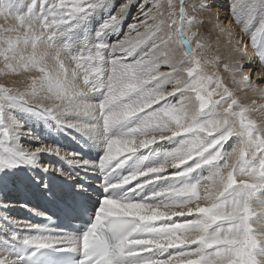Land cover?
Listing matches in <instances>:
<instances>
[{
    "label": "snow or ice",
    "instance_id": "1",
    "mask_svg": "<svg viewBox=\"0 0 264 264\" xmlns=\"http://www.w3.org/2000/svg\"><path fill=\"white\" fill-rule=\"evenodd\" d=\"M134 2L123 0L101 28L95 45L73 52L67 44L56 46L59 26L101 6L102 0H30L27 6L26 0H0V16L15 20L0 27L4 74L9 70L31 74L23 82V91L0 83V109L6 103L27 106L105 141L98 163L41 144L19 151L3 149L11 154H0V168L31 163L71 179L63 169L40 163L39 153L48 152L83 168L101 169L108 193L80 238L52 235L47 225L19 222L37 234L22 238L11 232L0 237L5 245L0 247V264H28L50 249L79 252L76 264H264V254L258 251L264 250V199H258L264 193V103L241 95L254 92L264 99V54L258 56V76L246 71L245 61L257 54H250L242 37L220 22L218 11L208 9L209 0H142L141 8L149 7L134 19L123 38L105 43L104 28L117 24ZM240 2L234 0L233 11ZM196 4L208 9L207 15L194 17L182 30V20ZM207 18L215 21L213 30L230 37L228 57L209 55L210 35L197 27L209 23ZM142 45V54L128 62L126 58ZM109 50L113 53L110 68L105 58ZM210 62L223 64L224 73L243 87L234 90L226 76L207 69ZM166 84L171 91L163 87ZM97 91L103 93L100 102L84 103L87 94ZM173 96L178 99L168 103ZM160 101H165L164 106L153 109ZM210 106L219 108V117L200 121L199 114ZM256 112L262 114L259 121L253 118ZM69 113L90 116L95 124L64 119ZM132 119L136 127L123 136L110 134L115 125ZM234 135L242 137L241 143L224 151ZM176 137H182L179 146L168 151L163 162L143 168L141 160L135 171L112 179L139 150ZM202 167L208 168V175L188 183L186 177ZM157 181H165V186L139 195ZM122 188L124 195H111ZM11 206L0 200V208ZM5 220L17 223L5 214L0 225ZM105 230L115 236V242H106ZM14 241L34 250L27 257L13 255Z\"/></svg>",
    "mask_w": 264,
    "mask_h": 264
},
{
    "label": "bare ground",
    "instance_id": "2",
    "mask_svg": "<svg viewBox=\"0 0 264 264\" xmlns=\"http://www.w3.org/2000/svg\"><path fill=\"white\" fill-rule=\"evenodd\" d=\"M214 1H217V3ZM214 1L209 0L208 9L218 11L220 13V16H221L220 22L225 23L227 20V23H229V25L231 26L233 33L241 36L242 40H243L242 42L245 43L246 45H248L249 53L251 54V53L255 52L257 54V55H254L252 57V59L246 60L244 66L246 68V71L251 72V74L253 76H255V75L258 76L259 71L261 70V65L258 62V56L261 54H264V28H262L260 31L256 32L258 30V25H253L254 23H250V21L244 20L243 13L244 14L247 13V9L245 8V5H240L238 7L239 13L237 12V14H238L237 17L232 18L231 14L227 11L228 3H226L225 1L222 2L221 0H214ZM196 6H197V4H196ZM208 9L201 8L198 5L197 11L201 10L198 13V17L207 15ZM256 12L257 13L259 12V14L261 15V14H263L264 9L258 7L257 9L254 10L253 14H255ZM125 15H126V13H124L123 18L125 17ZM205 18L206 17H202V19H205ZM207 19H209L210 24L213 25L215 23V21H212L210 18H207ZM234 20H235V22H234ZM241 20L244 22V24L246 25L247 28L246 27H242V28L240 27ZM250 25H253V26L249 27ZM187 27L188 26L186 24L185 25H184V23L181 24L182 30H186ZM247 30H250L251 32H254V33L245 34V32ZM112 31L115 32V30H112ZM216 32H217V30H216ZM262 32H263V34L261 35ZM218 33L220 34V36H219L218 42L215 44V47L221 48V49H226L225 51H229L230 37L228 36L227 33H221L220 31H218L217 34ZM116 34H117V32H115V36H116ZM245 35H247V36L249 35V38H247V40L245 38ZM261 37H262V39H261L262 44L260 46H257V43L260 41ZM235 38H236L235 36L231 37V39H235ZM135 53H137V54H135ZM135 53H134V55H136V57H139V55H141L138 53V49ZM211 55L216 56L217 59H219L221 57H228V54H211ZM130 58H132V57H128L126 59H130ZM0 63H3V61L0 60ZM210 63H213V62H210ZM220 65L221 64H217V67ZM168 70L169 69L166 68L163 71H168ZM222 71H223V69H222ZM4 73H5V69L0 68V83H2V84L6 82V79H5L6 76ZM223 75H225L224 72H223ZM16 78L17 77H14V75L12 74V77L10 80H14ZM237 79H239V78L237 77ZM23 82H24L23 80H19V83L21 85H23ZM232 86H234V85H232ZM163 87L165 89H167L168 91L172 90L171 85L166 84ZM242 87H243L242 85H236V87L234 89L238 90L239 88H242ZM97 92L101 93V91H97ZM97 92H94V94L97 95L98 97L97 98L94 97V98L99 100L100 97L97 94ZM241 95H245V97L248 101L255 100L257 104L264 103V99L259 98L258 93L249 92L247 94H244L243 92H241ZM89 97L92 98L91 94H89ZM172 99L176 100V99H178V97L173 96V97L167 98V100H172ZM33 102H35V101H33ZM84 103H86V102H84ZM7 104H10L12 106L15 105V104H11V103H7ZM16 107L18 108L17 110H18L19 114H22V116L21 115L20 116H17V115L12 116L10 112L5 114V130L7 132V136H5L4 130L2 129V126H0V144L3 145V148H0V154H3L5 156L11 154L7 151H3V149H11L13 151H19L22 148L23 149L34 148V147L39 146L41 144L58 146V147L66 150L68 152H71L69 150V149H72V148H70L71 146L75 147L77 145H80V146L84 145L87 140L92 141L96 147L98 145L100 147L101 146L105 147V141L103 139H98L94 135H88L85 132L80 131L77 128H73V127H70L66 124H62L58 119L48 118V116L46 117V115H44V114H40V113L36 114L37 116L33 118V117H31L33 114L32 115L29 114V112H28L29 108L27 106L16 105ZM219 115H220L219 108L217 106H210L208 109H206L203 112V114H201L198 117V119L203 122V121L210 119V118H218ZM261 116H262V114L260 112H256L253 114V118L257 119V121H259ZM64 119L79 121V122H82L84 124H95V120L92 119L90 116L81 115V114L69 113L64 117ZM115 129L119 130V127L115 128ZM39 130L41 131V133L39 135H37L36 131H39ZM129 130H130V128L128 130H122V131L125 134ZM165 135H170V133H165ZM238 137H240V136L234 135L231 139H229L224 144L223 150L225 151L227 146L229 147V144H231L232 141H234L235 138H238ZM140 139H144V137H140ZM241 139H242V137H241ZM181 140H182V137L165 139L164 141H160V142H157V143L149 146L148 148L145 149V151L139 150L138 154L140 153L141 155L139 154V156L143 157L144 160H146V158H147V163H149L150 161H153V160L157 161V159L159 157L157 151L160 149L161 144L165 143V148H167L165 150V152L162 151L165 155L168 151H172L176 147H178ZM157 145H159V147ZM151 148H153L152 151H154V153L152 155L150 154L148 156L147 153L149 152V149H151ZM59 159H61V162H65L67 164H71V165H75L77 167H80V165L74 164V163L70 162V160L64 159L61 156H58L55 154H50L48 152L39 153V161L41 164H45V165L51 164V165H55L57 168L63 169V165L61 163L58 164ZM153 166H155V165H153ZM38 167L39 166L36 164L18 162L16 165H14L12 167L0 168V193L2 195H5V196H7V195L10 196L9 198L8 197L3 198L0 195V200L9 202L12 205L9 208H0V218H3L6 214L10 219H14L13 214L12 213L10 214L9 211L12 210L13 207H15L16 210H23L25 208L24 205H26V206L28 205L27 200H29L28 198L30 196V192H32V190H34V186H32V188H31L28 185L27 177H28V174L30 173V175L34 176L35 179L37 180L40 176L38 173V170H37ZM39 168H41V167H39ZM84 169L90 173L91 172L90 169H92V168L89 167V168H84ZM203 170H207V174H206V176H207L208 175V168L202 167L200 169L195 170L191 174H189L186 177V181L188 183L198 182L202 176H205V172ZM168 171L174 172L176 170L169 168ZM54 172L56 173L57 171H54ZM14 178L17 179L16 183H15ZM161 182H162V187L165 186V182H163V181H161ZM11 197H12V199L10 200ZM258 199H264V193L258 194ZM10 221L11 220H5L4 224L0 225V237H5V236H8L9 233L15 232L14 230H9L7 234L2 232V228L6 227ZM177 221L182 222L181 220H177ZM14 226L21 228V226L18 224V222L14 223ZM3 246H5L4 242L2 239H0V247H3ZM258 251H260L261 254H264V250H258Z\"/></svg>",
    "mask_w": 264,
    "mask_h": 264
},
{
    "label": "rangeland",
    "instance_id": "3",
    "mask_svg": "<svg viewBox=\"0 0 264 264\" xmlns=\"http://www.w3.org/2000/svg\"><path fill=\"white\" fill-rule=\"evenodd\" d=\"M221 1L222 2L225 1L226 3H228L227 11L231 14L232 18L237 17V15H238L237 12L239 13L238 7L240 5H245V8L247 9V13L246 14L243 13L244 20L250 21V23H254L253 25H258V30L256 32H258L262 28H264V12L261 15L259 14V12L258 13L256 12L255 14H253L254 10L257 9L258 7L264 9V0H241L239 6L236 8L235 11H233L234 0H221ZM160 2L164 3L165 0H160ZM214 2L217 3V1H214ZM28 3H30V0H26L25 6H27ZM122 3H123V0H102L101 6L89 11L86 14L85 13L77 14V16L74 17L69 23L60 25L59 26L60 35L56 39V46L57 47H63L64 45L67 44L73 52H79L83 49L91 48L93 45H95L100 40L101 28L105 25V22L116 12V10L120 7V5ZM141 3H142V0H135V2L132 3L127 8L126 12H124V13H126L124 18H123L124 13L122 14L123 19L121 18V20H119L117 24H114L110 27L104 28L103 40L105 43L111 44V43H114L115 41L123 38V36L128 32L129 25H131L134 22V19L137 18L139 16V14L144 9L149 7V5H144V9H142ZM197 6H198V4H197ZM197 6L193 5L189 9L188 15L182 20V23H184V25L186 24L187 26H190V24L193 21V18L198 17V13L201 10L197 11ZM234 22H235V20H234ZM242 22L243 21L241 20L240 27L241 28L246 27L244 22L243 23ZM13 23H15L14 19H12V18L5 19L3 16H0V27L8 26V25L13 24ZM226 23H227V20H226ZM253 25H250L249 27H251ZM197 27H198V30L203 35H205V36L210 35V43L212 45V50L209 53V55H211V54H228V56H229V51H225L226 49H221V48L215 47V44L219 40L220 34L218 33L219 34L218 35L217 34L218 31L216 32V30H213L212 24L205 22L204 24L199 25ZM112 30H115V32H117L116 36H115V32ZM193 30H196V29L194 28ZM249 33H254V32H251L250 30H247L245 32V34H249ZM262 34H263V32L261 33V35ZM245 38L247 40V38H249V35L248 36L245 35ZM261 39H262V37L260 38V41L257 43V46H260L262 44ZM201 42H203V41H201ZM143 47L144 46L142 45L141 48L138 49L139 54H142ZM193 48H196V41L195 40L193 41ZM196 51L199 52L200 49H196ZM135 54H137V53H135ZM112 57H113V53L111 52V50H109L105 53L106 63L109 66V68H110V61H111ZM136 58H138V57H136V55H133L132 58L126 59V60L128 62H134V60ZM0 60H2V56H0ZM0 68H4L3 63H0ZM165 69L166 68H163L162 70H165ZM207 69L211 72L219 71L222 76H226V79L231 84V86L234 85V86H232L233 89L236 87V84H234L232 82L233 78H232V76H230V74L229 75L227 74L228 76L226 74L223 75V72H224V70L222 71L223 64H221L220 66L217 67V63H215V62L210 63V64L208 63ZM12 74L14 75V77H17V78L14 80H10L12 77ZM30 75H31L30 73H27V72L22 73L19 70L15 71V72H12L11 70H9L8 75L5 77L6 82L3 84H5L8 87H13V86L19 87L20 90L23 91L24 87H23V85H21L19 83V80L25 81V79L27 77H29ZM234 90H236V89H234ZM92 93H89V94H91L92 98L89 97V94H87L84 97V100L86 103H93L94 104V103L100 102L103 99V93L102 92L101 93L97 92V94L100 97L99 100L95 99L94 97L97 98L98 96L95 95L94 92H92ZM172 100H167V102L168 103H174L177 99L173 100V101ZM164 104H165V101H160L156 105H153L152 108L158 109L159 107H163ZM17 109L18 108L16 107V105L12 106V105L7 104V103L3 106L2 109H0V126H2L3 130H5V114L6 113L10 112L12 116L13 115L14 116H16V115L22 116V114H19ZM145 111L147 112L150 110H145ZM204 111H202L199 114V116L201 114H203ZM28 112L31 115L33 114L31 116L33 118L37 116L36 114L40 113V112L31 110V109H28ZM40 114H42V113H40ZM139 115H143V114H139ZM47 116L48 115H46V117ZM48 118H51V119L54 118L55 119V117H52V116H48ZM124 125L126 126V128L123 126L117 125V127H119V130H116V131H121L123 133L122 130H128L131 127H136L137 121L135 119H132V120L126 121V124H124ZM36 132H37V135H39L41 133L40 130L36 131ZM241 141H242L241 137L235 138V140L232 141L231 144H229V147L227 146L225 151H232ZM157 146L159 147V145H157ZM145 149H142V150L145 151ZM152 149L153 148L149 149V152L147 153V155L148 154L152 155L154 153V151H152ZM166 149L167 148H165V143L161 144L160 149L157 151L159 157H158L157 161L154 162L153 165H155V163L157 165L163 161V159H162V158H164L163 152H165ZM146 162H147V159H146ZM203 171L205 172V176H206L207 170H203ZM202 177H204V176H202ZM0 195L3 198H5V197L9 198L10 197L9 195H7V196L2 195L1 193H0ZM12 197L10 198V200L12 199ZM177 222H180V221H177Z\"/></svg>",
    "mask_w": 264,
    "mask_h": 264
}]
</instances>
